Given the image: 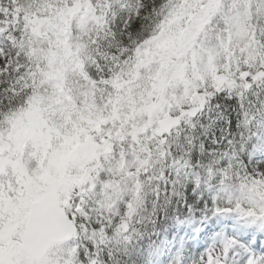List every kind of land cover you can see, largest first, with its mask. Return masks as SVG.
I'll return each instance as SVG.
<instances>
[{
	"label": "snow or ice",
	"instance_id": "1",
	"mask_svg": "<svg viewBox=\"0 0 264 264\" xmlns=\"http://www.w3.org/2000/svg\"><path fill=\"white\" fill-rule=\"evenodd\" d=\"M0 264H264V0H0Z\"/></svg>",
	"mask_w": 264,
	"mask_h": 264
}]
</instances>
